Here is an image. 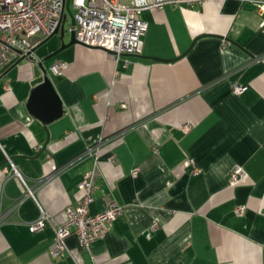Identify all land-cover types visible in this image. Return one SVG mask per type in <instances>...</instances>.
<instances>
[{
  "label": "crops",
  "instance_id": "0c3cea01",
  "mask_svg": "<svg viewBox=\"0 0 264 264\" xmlns=\"http://www.w3.org/2000/svg\"><path fill=\"white\" fill-rule=\"evenodd\" d=\"M258 4L264 0L165 4L141 12L147 30L139 56L113 59L82 44L52 55L44 62L48 69L66 63L62 74H49L64 113L47 124L48 134L26 107L32 62L2 72L0 264H264V14ZM88 149H98L89 211L98 213L111 200L123 214L88 250L71 234L66 253L52 258L51 227L30 232L28 226L39 215L37 204L64 221L93 166ZM190 159L199 174H190ZM235 166L246 175L231 186ZM14 170L36 199L26 197L17 211L13 204L26 194Z\"/></svg>",
  "mask_w": 264,
  "mask_h": 264
},
{
  "label": "built area",
  "instance_id": "2783aa9c",
  "mask_svg": "<svg viewBox=\"0 0 264 264\" xmlns=\"http://www.w3.org/2000/svg\"><path fill=\"white\" fill-rule=\"evenodd\" d=\"M207 0H70L69 8L74 17V25L66 12V0H0V76L9 66L22 61H29L36 47L45 39L52 36L56 30L68 20V32L74 33V38L80 44L105 50L108 55L117 59L121 55H139L142 52L143 36L147 30V23L140 19V14L146 9H160L165 4L179 7L193 8L201 6ZM258 11L264 14V4L257 5ZM66 19L64 20V18ZM66 63L52 64L49 74L60 75L64 72ZM8 87V85H6ZM233 90L240 94L243 87L237 83ZM125 108V104L121 105ZM184 130L189 124L183 125ZM86 154L92 156L93 166L88 170L77 187L81 192L78 203L65 210V219L57 222L40 205L38 217L30 222L28 229L36 232L50 226L53 230V248L50 252L52 258L62 256L67 251L65 239L73 234L79 245L88 250L90 245L104 238L109 224L123 214V207L109 200L107 206L98 213H91L89 205L93 201L95 180L98 175V149L95 152L88 149ZM191 166V175H197L200 168L195 161H188ZM12 165V163H11ZM69 164L62 165V170ZM13 166V165H12ZM14 167V166H13ZM15 174L25 187V197L17 199L12 210L17 211L19 205L26 197H34V192L19 173ZM55 172V173H56ZM138 168L131 173L137 174ZM246 175L241 166H235L230 172L228 183L236 185ZM41 182V181H40ZM39 183V182H38ZM244 206H238L236 212L241 214ZM153 222L151 229L158 228Z\"/></svg>",
  "mask_w": 264,
  "mask_h": 264
},
{
  "label": "water",
  "instance_id": "95a60500",
  "mask_svg": "<svg viewBox=\"0 0 264 264\" xmlns=\"http://www.w3.org/2000/svg\"><path fill=\"white\" fill-rule=\"evenodd\" d=\"M69 1L70 0H66V12L70 19V24L74 25L75 21H74L73 14L69 8ZM65 19L66 17L64 18V20ZM54 34H59L60 39L62 40L64 36L63 26H61L59 30H56ZM73 44H80V43L75 40L74 33L71 32L69 42L65 44L62 41L61 47L58 50V52ZM88 47H91V46H88ZM55 53H53L52 55H54ZM52 55H49L39 61L33 58L29 59V61L32 62V65H33L32 66L33 79L31 81V85L33 86V88L28 97L26 107H27L29 114L33 116L34 118H36L37 120H39L43 124L46 133H47V128H46L47 124L58 119L64 113L62 101L57 91L55 90V87L49 76L48 68L44 64L46 59H48ZM134 56H139V55H134ZM47 138H48V135H47ZM45 146H46V143H44V147Z\"/></svg>",
  "mask_w": 264,
  "mask_h": 264
},
{
  "label": "rangeland",
  "instance_id": "374dc122",
  "mask_svg": "<svg viewBox=\"0 0 264 264\" xmlns=\"http://www.w3.org/2000/svg\"><path fill=\"white\" fill-rule=\"evenodd\" d=\"M68 25H69V21L67 20L64 24V36L62 40L60 39L59 34H54L51 37H49L47 40L43 41L38 47H36L33 53H35L38 57L43 58V57L52 55L53 53L57 52L53 55L54 57H56L60 55L62 52H64L65 50H67L69 47L58 52V50L61 47L62 41L63 43L66 44L70 40V33L68 32ZM53 56H51L50 58H52Z\"/></svg>",
  "mask_w": 264,
  "mask_h": 264
}]
</instances>
